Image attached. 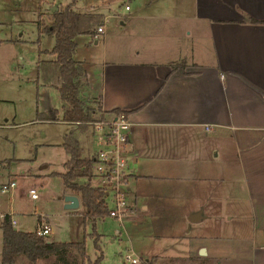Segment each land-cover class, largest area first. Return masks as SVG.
Listing matches in <instances>:
<instances>
[{
  "label": "crops",
  "instance_id": "0c3cea01",
  "mask_svg": "<svg viewBox=\"0 0 264 264\" xmlns=\"http://www.w3.org/2000/svg\"><path fill=\"white\" fill-rule=\"evenodd\" d=\"M53 6L62 4H49L51 12ZM133 7L125 34L116 38L108 55H98L95 83L84 71L83 94L96 97L103 110L127 113L126 150L132 162L140 159L137 175L204 179L209 195L213 186L219 193L229 178L235 179L249 212L248 231L239 243L216 235H183L182 248L147 253L142 259L186 256V264H264V0H175L154 11L139 9L137 3ZM44 9L37 10L40 31L51 21L49 16L40 24ZM80 12L101 14L102 31L95 29L85 42L96 44L102 33L103 50L108 13ZM129 172L126 196L131 194L129 175L139 178ZM134 196L132 192L129 198L133 203ZM196 211L201 213L200 204L187 209L188 214Z\"/></svg>",
  "mask_w": 264,
  "mask_h": 264
},
{
  "label": "rangeland",
  "instance_id": "374dc122",
  "mask_svg": "<svg viewBox=\"0 0 264 264\" xmlns=\"http://www.w3.org/2000/svg\"><path fill=\"white\" fill-rule=\"evenodd\" d=\"M54 1L0 0V183L14 181L11 189L0 192V213H11L16 220L15 227L20 230H32L42 215L50 226L44 235L47 240H83L90 259L97 254L93 244L97 238L102 253L101 264H130L125 258L126 253L137 257V264H143L142 258L147 253L182 248L180 237L183 235H216L226 237L233 245L236 241L239 243V237L247 233L249 223L246 198L239 181L229 178L219 193L213 186L212 195H209L210 187L204 179L137 175L140 159L132 162L129 154L125 171L132 169L134 176L139 177L129 175L126 183L131 191L127 199L133 205L130 219L119 222L105 214L91 222L83 216L81 203L74 208L63 207L64 187L61 177L53 172L64 169L67 153L60 141L68 124L37 119L39 112L51 107L59 108L61 102L54 65L50 61L53 54L47 51L53 44V37L40 31L36 20L37 10L45 6L39 21L40 24L46 23L51 16L49 4ZM58 1L63 6L69 0ZM173 1L75 0L76 11L108 13L104 20V36L107 34L109 37L102 50V33L98 35L96 44L93 39L85 42L90 38L88 34H78L73 57L84 59L82 68L95 83L98 55L103 51L108 55L109 47L117 43L116 38L125 34L128 29L125 20L134 4L137 3L139 9L154 11L161 4ZM125 4L129 9L124 8ZM182 22L187 23L188 20ZM92 53H95V59L91 57ZM85 147L90 152L99 147L95 134L89 136ZM159 169L172 170V166ZM95 180L91 179L92 182ZM29 186L37 193L35 199H30L26 193ZM132 192H135L134 203L129 199ZM199 204L202 207L201 218L188 221L187 209ZM111 205L107 200V208ZM143 205L146 207L142 208ZM157 258L155 264H186L188 261L186 256ZM16 260V264H29L23 255H18ZM36 264H50V261L38 259Z\"/></svg>",
  "mask_w": 264,
  "mask_h": 264
},
{
  "label": "trees",
  "instance_id": "16d2710c",
  "mask_svg": "<svg viewBox=\"0 0 264 264\" xmlns=\"http://www.w3.org/2000/svg\"><path fill=\"white\" fill-rule=\"evenodd\" d=\"M74 1L69 0L53 10L51 21L42 27V31L52 34L54 39L49 50L54 54V58L50 61L54 65L56 89L61 106L60 109L51 107L39 112L37 119L61 120L68 124V129L62 134L60 141V145L67 153V158L63 162L64 169L53 173L61 177L64 189L77 194L84 207L83 216L94 222L96 218L107 214V191L89 182L93 156V152L85 147L93 130L89 121L102 118L104 113L121 109L103 110L96 97H87L83 94L84 70L80 61L72 56L74 37L77 34L93 35L101 14L75 11L71 7ZM176 65L172 64L171 68ZM0 232L1 264L14 263L18 255H23L29 264H36L38 259L49 260L50 264H101L102 253L97 238H94L93 242L97 254L90 259L85 252L83 240H47L45 236L38 235L32 230L15 228L7 213L0 216ZM156 260L157 256L153 255L148 259L144 258L143 264H155Z\"/></svg>",
  "mask_w": 264,
  "mask_h": 264
},
{
  "label": "built area",
  "instance_id": "2783aa9c",
  "mask_svg": "<svg viewBox=\"0 0 264 264\" xmlns=\"http://www.w3.org/2000/svg\"><path fill=\"white\" fill-rule=\"evenodd\" d=\"M124 8H128L127 4ZM102 31L101 25L96 26V32ZM92 124L95 139L99 142V147L96 148L92 156V175L89 178L91 185L100 186L106 189V203L109 200L112 205L107 208V214L116 218L119 222L131 218V205L126 196L124 187L125 165L127 158L126 142L127 133L130 127L128 115L123 110L116 112L104 113L103 117L97 120L89 121ZM95 178V182L91 179ZM14 186L13 180H7L0 183V192H6ZM26 193L30 199H35L37 193L32 186H29ZM4 213L10 215L11 224L14 223V218L11 213ZM39 215V214H38ZM35 221L34 231L38 235H46L50 226L44 222L43 216L39 215ZM125 258L130 264H137L138 259L126 253Z\"/></svg>",
  "mask_w": 264,
  "mask_h": 264
},
{
  "label": "water",
  "instance_id": "95a60500",
  "mask_svg": "<svg viewBox=\"0 0 264 264\" xmlns=\"http://www.w3.org/2000/svg\"><path fill=\"white\" fill-rule=\"evenodd\" d=\"M55 9V6H53L52 10ZM62 200H63V207L65 208H74L78 206V198L76 197L75 194L72 193H65L62 195ZM201 217L200 212L196 211L193 213H190L187 215V219L189 221H196ZM198 253L203 254L204 253V248L200 247L198 249Z\"/></svg>",
  "mask_w": 264,
  "mask_h": 264
}]
</instances>
